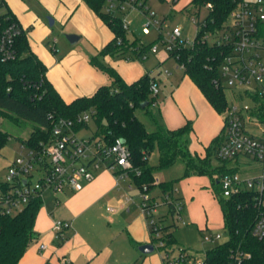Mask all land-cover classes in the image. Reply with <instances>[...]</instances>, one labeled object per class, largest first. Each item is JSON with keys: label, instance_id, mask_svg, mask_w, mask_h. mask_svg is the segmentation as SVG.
<instances>
[{"label": "trees", "instance_id": "trees-1", "mask_svg": "<svg viewBox=\"0 0 264 264\" xmlns=\"http://www.w3.org/2000/svg\"><path fill=\"white\" fill-rule=\"evenodd\" d=\"M114 33L115 38L100 52V57H123L126 60L145 61L155 45H138V40L127 39L125 20L120 14L127 3L132 0H82ZM164 1V0H161ZM179 0H173L177 3ZM140 3L136 0L135 4ZM238 0H192L188 13L198 18L203 9L208 14L203 21L197 23L198 32L193 46L177 45L171 57L177 59L180 67L184 66L185 75L195 84L211 107L223 115L229 101L226 92L218 88L217 64L221 49L202 41L207 32H216L224 27L230 13ZM138 3V4H139ZM145 3L139 8L145 11ZM5 1L0 3V40L3 32L11 25H17L21 34L15 39L16 58L3 61L0 50V119L10 118L19 124L21 120L36 125L29 139L23 141L24 148L35 153L36 162L42 167H50L49 159L44 153L46 147L54 142V127H60L65 134L69 130L61 123L62 120L75 122L84 113H92V122L96 125V133L91 139L100 137L106 145H113L121 139L129 147L134 171L129 174L134 185L144 193L143 204L148 210H158L162 205L169 207L171 216L177 213V205L182 199L176 196L175 181L156 183V174L173 167L178 161L184 163V174L180 179L189 176H205L214 182V193L223 213L224 228L229 232L230 239L206 252L204 264H264V240L252 236V229L257 218L253 192L245 191L232 198L223 196L221 179L234 173L226 165H221L216 157L224 140L223 132L215 138L206 150L205 157L193 154L190 150L191 135L194 132L190 121L184 127L170 130L159 127L157 131L148 132L145 125L136 116V111L143 104L149 108L158 102L151 87L155 80L146 75L137 82L128 84L120 74L110 66L100 62L99 57L92 59V64L112 81L111 85L101 87L93 96L78 98L67 103L57 92L47 77L48 68L32 51L28 31L24 30L16 16L4 11ZM131 9V8H129ZM150 10L144 13L147 16ZM192 15L193 18H197ZM162 21V27L163 23ZM161 35V34H160ZM163 36H160L161 41ZM149 114L152 115V113ZM89 124L77 122L71 128L79 134L87 130ZM9 140V135L0 129V149ZM157 149L159 164L151 166L149 159ZM216 161V167L212 165ZM16 186L0 182V193L7 194ZM156 188L160 192V201L149 195ZM43 204V197L32 195L29 203L14 215L0 216V264H19L28 249L39 240L36 231L38 215ZM154 215L146 219L153 220ZM183 217V216H182ZM153 243L166 245L167 257L164 264H171L170 250L176 246L175 229L179 225H159L153 222L148 226ZM64 240H62L63 243ZM184 255V253H182ZM183 259V256H182ZM179 260V261H182Z\"/></svg>", "mask_w": 264, "mask_h": 264}, {"label": "crops", "instance_id": "crops-1", "mask_svg": "<svg viewBox=\"0 0 264 264\" xmlns=\"http://www.w3.org/2000/svg\"><path fill=\"white\" fill-rule=\"evenodd\" d=\"M4 1V11L12 12L28 31L32 51L47 66V77L65 102L91 97L101 87L111 85L109 77L93 66L91 61L95 57L115 69L128 84L146 75H150L156 84L163 83L161 72L156 65L152 68L148 64V58L140 61L99 56L115 35L82 0ZM65 35H76L79 40L71 44ZM50 38H55L52 39L53 45L49 44ZM138 45L141 46V41ZM152 52L158 59L162 57L158 55L159 47ZM163 75L169 83L173 73ZM171 86V96L163 100L158 97V102L153 105L159 108L158 115L151 112L153 130L155 132L159 127L175 130L191 121L194 132L190 150L205 157L207 148L223 132L224 116L211 107L186 75L177 84L172 82ZM207 116L211 119L206 129L201 130L203 117ZM183 174L184 171L180 178ZM180 178L175 183V192L182 199L183 220L185 218L191 224L201 222L202 233L212 225L224 226L212 179L196 175ZM157 181L167 182L158 177ZM128 187L131 188L128 181L123 184L113 172L102 171L94 181L83 182L76 191L55 195L57 204L63 205L60 219H51L46 209L38 215L36 231L39 240L28 249L19 264H160L156 258H142L140 255L139 248L151 244V235L148 226L146 234L138 205L127 197ZM152 192H156L153 198L160 199L158 188ZM216 205L221 214L219 222L216 221L219 218ZM104 207L107 208L103 213ZM199 216L206 219L202 221ZM60 220L71 225L64 234L63 243L53 230L55 222ZM42 244L47 246L46 251L40 249Z\"/></svg>", "mask_w": 264, "mask_h": 264}, {"label": "built area", "instance_id": "built-area-1", "mask_svg": "<svg viewBox=\"0 0 264 264\" xmlns=\"http://www.w3.org/2000/svg\"><path fill=\"white\" fill-rule=\"evenodd\" d=\"M132 0L122 7L139 8ZM2 0H0V3ZM149 23L144 27V34L149 35L152 27L162 30V23L155 20L156 15L149 12ZM194 24L197 21L193 19ZM21 34L17 25L9 26L2 34L0 50L3 61L16 58L15 39ZM163 36V33H160ZM169 51L178 45L187 46L182 40V29L176 27L168 33ZM163 43L165 37L161 40ZM202 41L221 49L217 64L218 78L215 84L226 93L232 95L224 115V140L217 152L221 165L234 170L221 179L223 196L232 198L245 191L253 192L254 205L257 210L252 236L264 240V0H238L230 13L224 27L216 32H207ZM195 43V41H194ZM193 43V44H194ZM192 44V46H193ZM190 46V44H189ZM158 45L152 48L156 52ZM183 69L184 66H181ZM168 73V72H166ZM154 95L159 94L158 84H153ZM78 124L92 122V113L80 115ZM72 121L62 120L61 123L69 130L65 134L60 127H54V142L44 153L47 155L50 167H42L36 162L35 153L29 151L28 158L17 160L9 169L7 183L16 186L7 194L0 193V216L14 215L21 211L30 201L32 195L41 196L47 191L61 195L68 190L76 191L83 182L94 181L102 171L115 174L118 182L130 179L134 171L129 147L121 139L113 145H106L100 137H80L72 131ZM255 162L261 166V172L256 177L243 176L240 165ZM248 169H251L248 166ZM40 177L36 183L34 172ZM159 184V181H156ZM145 197V196H144ZM108 211H113L108 209ZM141 211L145 217L157 214L158 210H148L142 204ZM181 204L177 205L179 221L185 224L180 212ZM154 221L152 220V223ZM71 225L65 221H57L53 226L57 238L64 240V234ZM218 235L216 240H220ZM211 241H215L211 239ZM40 249L47 250L42 244ZM196 264H204L202 261Z\"/></svg>", "mask_w": 264, "mask_h": 264}, {"label": "rangeland", "instance_id": "rangeland-1", "mask_svg": "<svg viewBox=\"0 0 264 264\" xmlns=\"http://www.w3.org/2000/svg\"><path fill=\"white\" fill-rule=\"evenodd\" d=\"M192 0H179L176 4L173 3V0H140V4L142 5L145 3V11L150 10L151 13L156 15L155 20L157 22H161L165 19L163 23L162 30H159L156 27L151 28V32L149 35L144 34V27L149 23L148 17L145 15V11L141 10L140 8H127L126 13L120 14L125 20V26L127 28V35L130 41H134L135 39L140 40L141 44L145 46L151 45H158L159 52L158 55L162 56L159 59L156 57V54L152 51L148 54V62L149 65L153 68L156 65V68L159 69L161 72V78L163 83L159 81L160 86V100H163L167 97L171 96V91L173 87L171 83L177 84L181 81V79L185 76L184 70L180 67L176 58L171 57L169 51V43L166 39H168V33L172 32L174 28L179 27L182 29V40L186 41L187 46L190 47L195 41L198 27L193 22V16L195 14L188 13L186 8L189 7ZM140 7V6H139ZM208 14L207 9H203L201 12L200 17L198 18L196 15L197 21H203ZM163 33L165 37L164 43L160 40V33ZM66 37V35H65ZM51 39V38H50ZM55 39V38H52ZM51 39L50 45H53V41ZM139 41V42H140ZM190 44V46H189ZM161 58H165V60H161ZM166 72L173 73L172 77L169 78L170 82L168 83L165 79L163 74ZM165 78V79H164ZM227 98L232 100V95L230 93H226ZM150 113L154 112L157 115L159 114V108L155 106H151L149 108ZM136 116L138 119L145 125L148 132H154L153 130V123H152V115L147 113L146 109L139 108L136 111ZM222 116V115H221ZM224 116V115H223ZM222 116V117H223ZM210 117H203L201 124L204 126L201 130H205L206 126L209 123ZM36 128V125L32 122L23 121L21 120L19 124L14 123L10 118H1L0 119V129L9 135V140L7 143L0 149V182L6 183L7 182V174L9 169L17 162L19 159H25L29 156V150L24 148L25 140L29 139L33 130ZM156 131V130H155ZM96 133V125L93 122L89 123V128L87 130H82L79 133L80 137H90ZM220 134V133H219ZM149 162L151 166L157 167L159 164V152L157 149L154 150L152 153ZM213 167H216V161L212 162ZM248 166L251 169H248ZM184 163L182 161H178L173 167L168 170L158 172L156 175L158 178H163L166 181H175L180 178L184 171ZM261 166L255 162H250L248 165H240V172L243 176H250L256 177L260 174ZM34 180L33 182L36 183L40 177L39 172H34ZM156 177V178H157ZM207 182H210L209 178H205ZM128 186L130 185L131 188L128 191L129 194L127 197L131 199L132 203L138 205L139 210L141 211V207L143 204L144 193L139 190L131 179L127 180ZM127 181H123L127 183ZM127 185V184H125ZM156 192L150 193L149 197L153 198ZM161 202V199H157ZM63 205H58L56 202L55 194L51 191H47L43 194V204L39 215L43 212V210L48 211V216L52 219L59 220V212L63 208ZM217 206V205H216ZM107 207L103 208V213L105 212ZM217 211L219 214L218 221L220 220L221 214L220 210L217 206ZM141 216L144 228L146 230V234L148 235L147 226L152 224V220L146 219L141 211ZM203 216V215H200ZM199 216V217H200ZM201 220L206 217H200ZM54 220V221H55ZM153 221L159 223V225H172L177 224L179 225V229H175V238H176V246L173 250H170L169 260L171 264H196L198 261H205L206 252L220 244L226 243L229 239V232L224 228V226H217L212 225L209 227L208 230L201 232L202 230V223H193L191 224L187 219L184 218L186 222L183 224L179 221L177 214L175 216H171L169 213V207L162 205L159 209L157 214L154 215ZM220 235L221 239L216 240V237ZM214 239L215 241H211ZM151 245L155 247V251L151 254H143L141 252V257H151L156 258L160 264H164V258L167 257L166 245L162 243H153L150 240ZM149 245V244H148ZM145 246V245H144ZM142 247V246H141ZM139 248V252H140ZM184 253V255L182 254ZM183 256V259H182ZM182 261H179L181 260ZM157 262V261H156Z\"/></svg>", "mask_w": 264, "mask_h": 264}, {"label": "water", "instance_id": "water-1", "mask_svg": "<svg viewBox=\"0 0 264 264\" xmlns=\"http://www.w3.org/2000/svg\"><path fill=\"white\" fill-rule=\"evenodd\" d=\"M66 38L71 44H75L79 40V37L76 35H66ZM148 105H149L148 103H145L143 104L142 108H145ZM140 250L143 254L148 255L155 251V247L149 244V245L142 246Z\"/></svg>", "mask_w": 264, "mask_h": 264}]
</instances>
